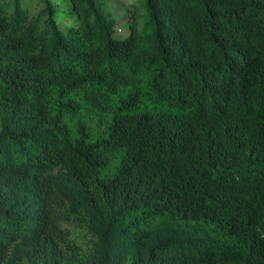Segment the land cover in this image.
I'll return each mask as SVG.
<instances>
[{"label":"trees","instance_id":"trees-1","mask_svg":"<svg viewBox=\"0 0 264 264\" xmlns=\"http://www.w3.org/2000/svg\"><path fill=\"white\" fill-rule=\"evenodd\" d=\"M0 0V264H264V0Z\"/></svg>","mask_w":264,"mask_h":264},{"label":"rangeland","instance_id":"rangeland-1","mask_svg":"<svg viewBox=\"0 0 264 264\" xmlns=\"http://www.w3.org/2000/svg\"><path fill=\"white\" fill-rule=\"evenodd\" d=\"M28 0H22V6L28 4ZM31 1V0H29ZM55 5L58 6V10L56 12V22L59 28L65 31L68 27L75 25V17L71 13L68 12V6L66 0H51ZM132 2H136L135 0H124L123 3H112L111 12L113 17L117 20V26L123 29V35H126L128 32V28L125 23L128 21V14L126 12V5Z\"/></svg>","mask_w":264,"mask_h":264}]
</instances>
